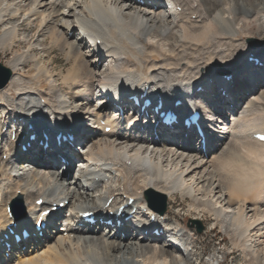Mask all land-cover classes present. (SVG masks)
<instances>
[{
  "label": "bare ground",
  "instance_id": "6f19581e",
  "mask_svg": "<svg viewBox=\"0 0 264 264\" xmlns=\"http://www.w3.org/2000/svg\"><path fill=\"white\" fill-rule=\"evenodd\" d=\"M140 1L0 0V52L12 51V75L0 87V264L219 260L215 250L200 261L198 238L182 220L171 222L152 203L144 210L153 191L171 206L187 202L194 218L211 217V229L229 236L226 249L238 250L245 264H264V143L253 137L264 130V66L251 59L264 65V41L247 40L264 36V0ZM145 91L153 104L127 114L130 96ZM159 98L171 103L177 124L152 111ZM176 100L184 104L174 107ZM194 106L212 115L201 119L205 150L195 128L182 124ZM70 127L74 141L58 144ZM76 143L85 149L78 163L70 161ZM15 197L26 214L10 217ZM129 197L135 202L126 215L115 217ZM66 199L40 236L38 211ZM130 213L134 221L125 220ZM59 218L68 221L57 227ZM12 222L31 235L19 244L11 236L8 250L3 238Z\"/></svg>",
  "mask_w": 264,
  "mask_h": 264
},
{
  "label": "rangeland",
  "instance_id": "374dc122",
  "mask_svg": "<svg viewBox=\"0 0 264 264\" xmlns=\"http://www.w3.org/2000/svg\"><path fill=\"white\" fill-rule=\"evenodd\" d=\"M33 29H28L30 32ZM247 40L251 43L252 46H262V41H264V36L259 37L257 34H253L247 37ZM24 46V44L22 45ZM21 46V47H22ZM12 51L6 50L4 52H0V62L4 66L8 67L7 65V59L11 56ZM58 57L60 58L61 55L58 54ZM261 60L264 58V55L260 56ZM259 62V61H258ZM257 62V63H258ZM261 63L260 67H263V62ZM9 68V67H8ZM225 69L224 66L218 65L216 67V71H221ZM97 103V100H95V104ZM1 156V153H0ZM3 158H6L3 155ZM147 196L153 198L158 205H161V202L163 201V197L165 196L162 193H159L157 191L150 192ZM146 196V198H147ZM15 200H23L19 197H15L11 200L10 205L14 203ZM165 202L167 205L166 212L162 215L165 216L167 213H169L170 221L173 222L176 219L182 220L183 224L186 229L189 230L190 233H192L195 237L198 238L197 246H196V253L201 256V262L202 260H208L209 256L212 255L215 250L219 251L218 253L219 260L215 259L211 264H245V260L241 257V253L238 252L235 248H230L229 250L226 249V247H230V241L229 236L219 227L211 229L212 226V219L208 215L200 216L201 218H194V214L188 212V206L187 202L182 204L181 206H171V201L168 197L165 196ZM180 201L177 203L178 205L181 204ZM25 205V204H24ZM184 208V209H183ZM65 209V208H64ZM66 210V209H65ZM199 222L204 226V230L202 232H198L199 228ZM228 251V252H227ZM230 251V252H229ZM198 255V256H199ZM241 257V258H240Z\"/></svg>",
  "mask_w": 264,
  "mask_h": 264
},
{
  "label": "water",
  "instance_id": "95a60500",
  "mask_svg": "<svg viewBox=\"0 0 264 264\" xmlns=\"http://www.w3.org/2000/svg\"><path fill=\"white\" fill-rule=\"evenodd\" d=\"M220 73L226 74V73H228V70L223 69L220 71ZM11 75H12L11 70L8 67L1 64V62H0V87H4L9 82ZM162 197H163V201L161 202L160 206L158 205V203L154 202L153 198L149 197V200L152 202V204L154 206H156L161 211V213H165L167 210V205L165 202V196H162ZM19 205H20V200H15L13 205H12L13 211L16 215L19 212ZM199 225L200 226L198 228V232H202L204 230V226L200 222H199Z\"/></svg>",
  "mask_w": 264,
  "mask_h": 264
},
{
  "label": "snow or ice",
  "instance_id": "6c2138e0",
  "mask_svg": "<svg viewBox=\"0 0 264 264\" xmlns=\"http://www.w3.org/2000/svg\"><path fill=\"white\" fill-rule=\"evenodd\" d=\"M261 139H264V137H261Z\"/></svg>",
  "mask_w": 264,
  "mask_h": 264
}]
</instances>
